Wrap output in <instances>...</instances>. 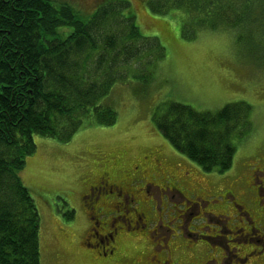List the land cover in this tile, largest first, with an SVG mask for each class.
I'll list each match as a JSON object with an SVG mask.
<instances>
[{
	"label": "rangeland",
	"instance_id": "374dc122",
	"mask_svg": "<svg viewBox=\"0 0 264 264\" xmlns=\"http://www.w3.org/2000/svg\"><path fill=\"white\" fill-rule=\"evenodd\" d=\"M62 1L76 7L79 14L89 15L108 0ZM126 1L127 5H118L119 1L114 0L116 9L110 11L123 8L126 12L131 8L138 30L153 34L150 42L156 44L159 38L163 44L161 57L151 65L152 77L147 82L129 76L127 80L112 84L108 97L117 111L114 123L84 124L66 141L33 134L35 149L26 156L20 177L29 188L39 213L40 264L100 262L85 250L79 239L87 226L79 195L82 186L93 181L103 168L120 176L139 163L143 167L151 166L140 160L143 156L161 155L168 160L167 165L174 173L172 178L182 186L186 196L198 187L209 193L222 190L225 183L238 184L241 179H249L246 166L253 160L260 159L258 162L264 168V8H258L262 3L251 2L248 31L243 32L242 27L226 22L234 18L240 0H214L216 6L211 11L219 15L214 24L206 23L210 12L208 0H199L200 5L194 4L193 0ZM185 7L191 8L187 10ZM226 12L229 13L227 18ZM181 21L185 22L183 26ZM101 25L109 34H118L127 27L123 19L113 17L112 13L103 19ZM148 53L135 69H147L146 60L155 59L156 51L150 52L151 58ZM172 100L205 110H215L236 100L252 105V129L238 143L227 170L201 169L160 133L153 116L163 113ZM182 169L189 171L190 178L180 176ZM165 190L170 197L164 196L159 206L168 203L179 211L183 205L173 192L171 198V192ZM190 200V206H207L203 210L206 212L215 206L202 199ZM221 200L230 202L226 198ZM215 210L229 212L226 206ZM153 213L156 219V211L148 212V216ZM172 227L177 226L166 218L159 225L161 230H172ZM178 235L173 243L171 241L174 248L172 260L177 264L197 260L182 251L187 240L192 238L185 227L178 231ZM201 236L209 246L197 245L193 251L203 252L200 257L203 259L213 255L211 250L207 253V249L214 247V241L207 235ZM193 241L200 240L193 238ZM120 245L131 257L138 254L132 249L133 244L121 241ZM216 257L219 263L220 254Z\"/></svg>",
	"mask_w": 264,
	"mask_h": 264
},
{
	"label": "trees",
	"instance_id": "16d2710c",
	"mask_svg": "<svg viewBox=\"0 0 264 264\" xmlns=\"http://www.w3.org/2000/svg\"><path fill=\"white\" fill-rule=\"evenodd\" d=\"M256 1L263 9L264 0H240L226 22L248 31V11ZM208 3L206 23L214 24L216 2ZM110 9H116L114 0L89 15L62 0H0V264H40L39 213L20 177L35 149L33 134L66 141L84 124L114 123L117 111L108 97L112 84L129 76L147 82L151 65L161 57L163 44L138 30L131 8ZM111 13L127 25L118 34L101 25ZM145 53L151 59L139 71L135 65ZM153 121L188 160L205 171L223 172L252 129V105L236 100L205 110L172 100Z\"/></svg>",
	"mask_w": 264,
	"mask_h": 264
},
{
	"label": "flooded vegetation",
	"instance_id": "af4514ba",
	"mask_svg": "<svg viewBox=\"0 0 264 264\" xmlns=\"http://www.w3.org/2000/svg\"><path fill=\"white\" fill-rule=\"evenodd\" d=\"M140 160L151 166L139 163L120 176L103 168L93 181L82 186L79 200L87 226L79 239L85 250L100 261L98 264H177L172 260L171 241L179 237L178 231L184 227L192 238L182 251L197 259L188 264H264V168L258 162L260 159L247 163L249 179H241L238 184L225 183L222 190L209 193L198 187L189 196L172 178L174 173L167 165L168 160L156 154ZM179 174L190 178L187 169ZM165 188L171 192V198L173 192L183 205L179 211L168 203L159 206L164 196L170 197ZM190 199H202L215 206L206 212L205 203V207L200 204L193 207L188 204ZM223 206L229 212L215 210ZM153 211L157 212L156 219L155 213L148 216ZM165 218L177 227L161 230L159 225ZM201 234L214 241V247L207 249L213 255L203 259L200 258L203 252L193 251L197 245H208ZM121 241L133 244L132 249L138 254L131 257L122 249Z\"/></svg>",
	"mask_w": 264,
	"mask_h": 264
}]
</instances>
